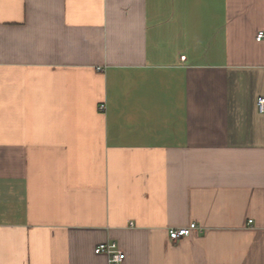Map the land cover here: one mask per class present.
I'll use <instances>...</instances> for the list:
<instances>
[{"label":"crops","instance_id":"1","mask_svg":"<svg viewBox=\"0 0 264 264\" xmlns=\"http://www.w3.org/2000/svg\"><path fill=\"white\" fill-rule=\"evenodd\" d=\"M260 31L264 0H0V264H264Z\"/></svg>","mask_w":264,"mask_h":264},{"label":"built area","instance_id":"2","mask_svg":"<svg viewBox=\"0 0 264 264\" xmlns=\"http://www.w3.org/2000/svg\"><path fill=\"white\" fill-rule=\"evenodd\" d=\"M264 38V31H260L257 35V39ZM258 107L261 112H264V96L258 98ZM105 104H101L99 109L105 110ZM200 227L196 222L182 227H173L169 229V235L172 239L178 240L183 237L190 236L193 231L198 230ZM96 254H105L109 264H123L124 253L120 245L115 241L102 242L95 247Z\"/></svg>","mask_w":264,"mask_h":264}]
</instances>
